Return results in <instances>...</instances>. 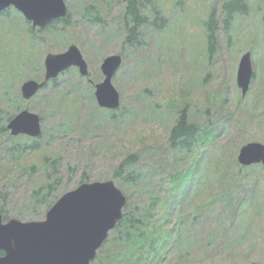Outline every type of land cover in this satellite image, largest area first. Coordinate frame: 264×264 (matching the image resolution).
Masks as SVG:
<instances>
[{
	"label": "rangeland",
	"instance_id": "rangeland-1",
	"mask_svg": "<svg viewBox=\"0 0 264 264\" xmlns=\"http://www.w3.org/2000/svg\"><path fill=\"white\" fill-rule=\"evenodd\" d=\"M65 1L70 26L63 30V42L59 40L63 37L48 31L39 33L44 41L32 40L24 17L14 7L0 14V144L9 145L8 136L31 137L12 135L6 126L5 113L16 114L23 108L40 115V137L33 138H39L41 145L48 143L18 159L0 147V188L5 193L0 204L6 207L7 218L26 220L31 214L26 207L29 195L45 179L44 158L61 157L56 173L63 180L57 198L86 173L91 180L113 179L137 216L157 200L160 213L153 222L164 225L168 236L158 240L161 255H150L143 264H264V168L258 163L245 166L244 178L225 197L215 196L209 177L197 183L182 177L178 190L183 196L176 200L168 172L185 167L190 157L167 150L170 126L185 104L188 119L209 139L194 148V162L198 151H205L204 164L208 160L211 165L214 159L224 163L236 159L247 141L264 143V0H244L247 12L232 17L227 33L222 20H217L211 56L204 21L211 8L218 18L221 0H160L163 27L141 26L143 44L121 54L122 65L112 79L120 94L115 110L100 107L94 91L103 79V58L120 51L121 38L112 16L122 5L118 0ZM87 5L102 14V26L85 21ZM60 44L65 45L62 50ZM70 44H76L86 59L88 76L69 68L25 100L22 81L41 79L45 54L64 51ZM246 50L251 52L253 77L242 94L236 73ZM106 111L118 113L109 118ZM130 153L139 154L134 164L137 177L130 182L114 178L113 170ZM191 188L194 193L185 196ZM198 206L204 210L201 216ZM45 213L36 219H43ZM123 238L110 233L91 264H142L138 244Z\"/></svg>",
	"mask_w": 264,
	"mask_h": 264
},
{
	"label": "water",
	"instance_id": "water-1",
	"mask_svg": "<svg viewBox=\"0 0 264 264\" xmlns=\"http://www.w3.org/2000/svg\"><path fill=\"white\" fill-rule=\"evenodd\" d=\"M14 7L33 28H43L66 17L65 0H0V12ZM122 63V55H106L100 69L103 79L95 84L94 95L100 107L117 109L120 94L112 83ZM42 79L27 78L20 85L25 100L31 99L51 80L75 67L87 76L88 64L76 44L64 51L47 52L43 58ZM253 76L251 52L240 56L236 83L245 94ZM12 135L37 137L41 117L28 108L19 110L7 123ZM242 166L260 163L264 167V143L248 141L237 153ZM126 194L112 179L90 180L64 192L47 209L43 219H4L0 213V264H91L109 232L121 219Z\"/></svg>",
	"mask_w": 264,
	"mask_h": 264
},
{
	"label": "trees",
	"instance_id": "trees-1",
	"mask_svg": "<svg viewBox=\"0 0 264 264\" xmlns=\"http://www.w3.org/2000/svg\"><path fill=\"white\" fill-rule=\"evenodd\" d=\"M118 2L122 5V9L119 11V13L112 16V24H115L118 27V36L121 38L119 53L125 56V49H135L143 44L144 39L142 36L143 31L141 29V26L146 25V27L162 28L166 19L162 15L160 0H118ZM8 11L9 9H6L5 11L0 12V14H6ZM217 12L218 18L216 16V10L214 8H211L210 12L207 15V18L204 21L206 28V38L208 41L209 56H211L215 47L216 32L218 27L217 20H219V18L222 20L223 30L227 33V29L229 28V23L232 17L235 14H245L247 12V5L244 0H221ZM83 18L86 22L93 25L95 24L102 26L105 23L102 14L93 5L86 6ZM25 22L27 24L26 33L34 41H44L45 37L39 35V33L43 31H48L54 34L56 37H63V30L70 26V11L68 9L66 17L58 20H53L43 28H33L28 21L25 20ZM58 24H61V27L63 29L58 28ZM59 40L63 42L64 37L63 39ZM64 46L65 45H61L59 48L62 50ZM55 80H53V83L55 82ZM187 111V104L176 111V117L173 124L170 126L168 135V152L170 154H179L182 157L187 156L188 159L190 157L189 162L185 167L180 168V170L174 169L168 172V182L173 184V197L176 200H180L182 198L183 194L180 195V192L178 190V183H180L182 177L184 179L186 176L193 178L196 183L197 179L198 182H200L203 177H209L211 186L215 187V190L213 191L215 192V196H228L227 194H225V192H230L231 188H236L244 178L245 166L240 165L235 158H233L231 161L228 160L225 163L220 161L219 159H214L211 161V165H209L208 160H205L206 165L208 167L210 166V169L213 167L217 168L211 172L210 169L204 164L205 151H198V162L197 160L194 162V148H196V145L198 144L199 149V147L202 144H206L209 139L207 135H205V133L201 131L199 125L188 119ZM106 112L108 113L109 118H114L118 113V111ZM2 113L3 111L0 108V114ZM5 114L9 115L8 120L14 115L10 113ZM1 129L5 130L6 126H2ZM8 137L9 145L0 144V147L6 149L13 159H18L23 154L37 150L43 145L48 144L46 142L45 144L41 145V140L39 138L27 136ZM212 137H214V135H212ZM235 151L236 148L234 149L232 156L234 155ZM138 159V153L128 154L122 160L120 165L113 170L112 176L114 178L119 177L124 182L132 181V179L137 177V175L134 173V164L138 162ZM60 160L61 157H57L54 159H50L48 157L44 158L43 171L45 179L41 184L37 185L29 195L26 207L30 210L31 214L25 218L26 220L42 218L45 211L56 200L57 191L59 190L63 180V176L57 175L56 173L57 166L59 165ZM34 167L35 164H32L30 168ZM25 169L26 167L23 168V170ZM90 180L91 179L89 175L83 173L78 183ZM194 188H191L187 193H185V196H188L190 193H194ZM4 196L5 193L0 188V200L3 199ZM156 201V199L152 200L150 204L154 206L151 208H145L143 212L137 216L129 208V201L127 197V201L123 208L122 217L117 222L116 226L110 231V233L116 232L117 236L123 235V241L138 244L136 248L141 254H143L142 264L146 262L150 255H161L160 251L162 249L160 248V242L158 240L160 238L164 240V237L168 236L167 229L166 227H164V225H158L153 222V220L160 213V211L156 208ZM6 210V207L0 204V213L2 214V217L4 219H7L8 217V213ZM164 212H162V217H166ZM166 212L168 213V209L166 210ZM203 214L204 210L202 206H198V216H201ZM198 216L195 215L194 219H197ZM153 229H157L158 232L155 233ZM96 259L97 258H95L92 263L96 262ZM147 264H150V262H148Z\"/></svg>",
	"mask_w": 264,
	"mask_h": 264
}]
</instances>
